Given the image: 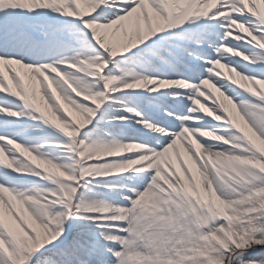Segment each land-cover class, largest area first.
<instances>
[{
  "label": "snow or ice",
  "instance_id": "1",
  "mask_svg": "<svg viewBox=\"0 0 264 264\" xmlns=\"http://www.w3.org/2000/svg\"><path fill=\"white\" fill-rule=\"evenodd\" d=\"M0 264H264V0H0Z\"/></svg>",
  "mask_w": 264,
  "mask_h": 264
}]
</instances>
